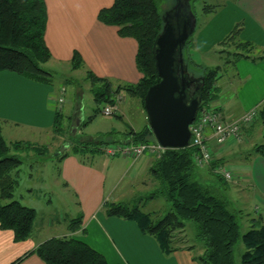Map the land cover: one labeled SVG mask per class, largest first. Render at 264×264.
Returning <instances> with one entry per match:
<instances>
[{
	"label": "trees",
	"instance_id": "obj_1",
	"mask_svg": "<svg viewBox=\"0 0 264 264\" xmlns=\"http://www.w3.org/2000/svg\"><path fill=\"white\" fill-rule=\"evenodd\" d=\"M160 1L113 0L110 6L99 9L97 19L100 22L117 26L120 36L136 40L135 62L142 77L137 83H119L113 88L107 79L88 70L87 78L91 85L89 91L97 104L113 103L117 94L125 92L137 97L144 109V96L148 88L160 80L153 57L155 41L163 26ZM217 7L205 5L203 10L212 13ZM190 9L193 13L192 4ZM46 23L44 0H0V71L15 72L26 79L52 85V73L43 66L52 57L44 37ZM241 29L242 24L236 23L217 43L214 51L222 60L221 66H202L191 61L189 54L183 52L187 66L191 68L192 64L193 69L201 72V83L196 92L199 108L207 106L218 96L216 81L221 77L222 68L234 66L241 59L253 63L264 59V48L241 39ZM190 37L186 47L191 42ZM82 66V58L74 51L72 69ZM96 109V113L100 112L99 107ZM258 115L259 121L263 123L264 137V101L258 106ZM55 128L62 133L61 127ZM114 134L117 133L99 135L95 142L76 141L71 152L95 154L100 153V147L107 144L155 140L148 125L140 130H128L122 139L114 138ZM11 148L14 153H10ZM29 150H35L38 154L44 152V149L29 141H14L9 145L2 135L0 121V229L11 230L14 242L31 236L37 216L34 207L24 205L14 198L22 163L18 153ZM250 153L264 157V142L254 144ZM193 154L194 148L190 145L178 149L167 148L159 158H153L149 167V174L156 181L153 191L143 199L140 198L138 203L105 201L104 214L134 221L143 234L155 238L165 256L180 249H193V245L180 246V239L175 238L177 232L185 230L186 222L192 221L196 229L195 239L200 245L199 255L193 256L198 264H264L263 215L249 217V228L241 232L242 210L233 211L224 198L196 180ZM66 155L64 152L59 160ZM212 163L216 164L215 161ZM216 177L223 179L217 174ZM157 198H163L168 203L167 211L159 218L153 212L142 209L148 201ZM82 217L80 212L69 219L67 230H79ZM238 238L244 247L239 263L233 259V245ZM31 254H36L44 264H110L100 252L71 235L51 236L9 264H19Z\"/></svg>",
	"mask_w": 264,
	"mask_h": 264
},
{
	"label": "crops",
	"instance_id": "obj_2",
	"mask_svg": "<svg viewBox=\"0 0 264 264\" xmlns=\"http://www.w3.org/2000/svg\"><path fill=\"white\" fill-rule=\"evenodd\" d=\"M44 1L47 9L44 37L52 55L46 63L49 69H51L50 65L53 67L58 64L68 65L72 69V56L74 51H77L83 60V66L78 69L86 72V78L87 71L90 70L96 76L107 79L113 88L119 83L133 84L139 81L142 74L138 71L135 62L136 40L132 37L120 36L117 26L106 25L97 19L99 9L110 6L113 0ZM228 5H231V11L229 14L225 13L224 17L218 21L219 32H216L217 35L214 38L206 40L201 36V32H198L195 39L187 44L188 58L191 61L208 67L221 66L222 63L218 62L222 60L214 49L238 22L242 24L240 38L264 48V0H231ZM193 30L188 32L189 36L194 34ZM180 33L182 32H177V34ZM187 39L185 45H181L183 47L177 48L178 59L181 48L186 47ZM200 57L201 59L197 60ZM209 57L212 58L210 65L203 60L208 61ZM183 62L180 66L182 71L178 75L192 79L190 77L193 75L190 73L194 72L193 68H189L184 59ZM220 72L221 77L216 81L218 96L209 103L210 107L220 110L227 118H235L262 104L264 59L254 63L241 59L234 66L222 68ZM191 85L188 88L189 98L196 97L198 91V87L191 90ZM63 89L65 90L64 87ZM63 89L54 84L48 85L26 79L15 72L0 71L2 131L5 126H11L13 139L17 141L35 143L42 138V135L50 134L65 140L55 128L61 127L59 120L64 110V99L61 103L58 99ZM122 93L126 94L120 92L118 95ZM81 108L82 105L77 104L74 110L73 134L83 135L80 128L84 117ZM122 115L123 112L120 110L118 117ZM251 130L252 127L244 129V138L251 133ZM111 132L114 130L87 134L79 141L95 142L99 135ZM69 142L71 145L70 150L66 151L67 155L61 160H59L60 155L54 154V157L57 156L59 160L58 176L64 188L70 190L75 196L78 213L81 212L83 217L79 230L68 231L58 236L75 237L82 234L80 240L101 252L110 264H198L193 260L195 256L193 249H180L165 256L155 238L143 234L134 221L104 214L103 203L121 201L120 191L116 192L119 185L126 181V183L137 181L145 171L149 174V167L154 157L144 155L133 161L120 156L108 157L101 152L77 154L71 152L76 142ZM234 145L229 143L214 147L213 161L220 164L227 158L234 157L231 153ZM240 159L237 163L238 173L255 190L254 198L259 210L256 214H262L264 219V157L248 152L244 158ZM208 169L209 167L198 168L197 175L201 177L202 174H210ZM45 225H51V223L48 222ZM33 239L30 236L26 240L14 242L11 230L0 229V264L11 263L25 252L36 248L47 238L37 241ZM19 264L44 263L36 254H31Z\"/></svg>",
	"mask_w": 264,
	"mask_h": 264
},
{
	"label": "rangeland",
	"instance_id": "obj_3",
	"mask_svg": "<svg viewBox=\"0 0 264 264\" xmlns=\"http://www.w3.org/2000/svg\"><path fill=\"white\" fill-rule=\"evenodd\" d=\"M230 1L231 0H181V2L186 3L187 12L191 20H193L194 34L191 35L190 41L195 39L198 32H201V36L206 40L214 38L217 35L216 32H219L217 28L218 21L224 17L225 13L229 14L231 11V5H228ZM190 4H192L193 15L190 12ZM176 5L177 0H161L159 8L162 13V18L168 20L169 15L173 13L172 7ZM205 5L211 6V8L216 7V5H218V7L214 12L206 13L203 10ZM228 8L230 9L228 10ZM215 16L216 18L212 20ZM187 48L188 46L186 49L184 48L185 51L182 49V53L184 52V54L187 55ZM199 59H201V57L197 58V60ZM203 60L210 65L212 58L209 57L208 61L207 59ZM218 63L220 64L222 62L219 61ZM43 66L49 69V66L46 64ZM190 67L193 68L192 64H190ZM50 68L49 70L52 73V84L56 87H60L61 90L63 87L65 88L61 95L64 99V110L59 120L62 128L60 136H63L65 140H62V138L57 135H42V138L38 139L35 143L38 147L44 149V153L38 154L35 150L19 152L18 155L21 156L22 163L19 167L18 182L14 190L15 199H18L24 205L34 207L37 211L33 231L31 233L34 241L66 234L68 232L66 228L68 220L78 214L79 209L75 196L70 190L64 188L62 180L58 176L59 160L57 156L70 150L71 143L69 141L76 142L87 134H97L109 130H114V132L117 131L114 137L122 139L126 134H124V132L130 129L140 130L145 125H148L146 112L142 109L140 100L137 97H131L122 93L120 96L123 100L119 103V111L121 110L123 115L121 117L117 115L105 116L101 113L105 104H97L94 101L89 91L91 86L90 81L86 78V72L84 70H72L68 65L59 64L53 67L50 65ZM193 71L194 72L190 73L193 75L190 78L195 81L191 83V90L198 87L201 83V72L196 68H194ZM194 84L196 87H194ZM77 104L82 105L81 112L84 117L80 128L83 135L72 133L74 129V110ZM98 107L100 108V112L96 113V108ZM249 127H252L251 133H248L241 143H236L231 149V153H233L234 157H229V159L227 158V160H224V163H220L231 171L232 178L230 180H226L223 177L222 180L218 179L216 174L210 169H208V171L210 170V174H202L201 177H199V175H197L198 168L195 167L194 169L195 178L200 184L208 188L214 194L224 198L233 211L242 210L241 232L249 228V217L259 212L256 207L257 201L254 198L255 190L251 188L249 183L243 179L244 177L238 173L239 168L237 165L238 161L241 160L240 158H244V155L250 152L254 144L264 142L262 134L263 123L257 119V121H254ZM11 128V126L7 125L2 131V135L9 145L17 141L13 139L14 135L11 133ZM17 137L15 138L17 139ZM10 153H14L12 148L10 149ZM54 154L57 156L54 157ZM126 182H122L116 192L120 191L119 194L122 195L120 200L129 204L140 202V198L143 199L146 194L153 191L156 185V181L146 171L137 181ZM142 209L146 212H153V214L159 218L167 211L168 203L163 198H157L148 201ZM48 222L51 223V225L46 226L45 224ZM195 233L196 229L194 223L188 221L186 222L185 230L177 232L175 238L180 239V246L186 247L193 245V253L196 256L200 253L198 249L200 245L195 239ZM81 237L82 234L75 236L77 239ZM243 251V244L241 239L238 238L233 245V259L235 262H240Z\"/></svg>",
	"mask_w": 264,
	"mask_h": 264
},
{
	"label": "water",
	"instance_id": "obj_4",
	"mask_svg": "<svg viewBox=\"0 0 264 264\" xmlns=\"http://www.w3.org/2000/svg\"><path fill=\"white\" fill-rule=\"evenodd\" d=\"M162 20L163 26L153 52L160 80L148 88L144 96V110L148 126L159 144L169 149L185 148L190 145L189 125L196 117L199 99L188 97V88L193 80L184 75L179 76L175 65L177 60L184 63L183 48L179 59L177 48L185 45L189 34L185 26L182 33L177 34L172 22L164 18Z\"/></svg>",
	"mask_w": 264,
	"mask_h": 264
},
{
	"label": "built area",
	"instance_id": "obj_5",
	"mask_svg": "<svg viewBox=\"0 0 264 264\" xmlns=\"http://www.w3.org/2000/svg\"><path fill=\"white\" fill-rule=\"evenodd\" d=\"M62 97L58 99L61 103ZM123 98L114 97L113 103H106L101 113L105 116L117 115L119 103ZM258 107L252 108L238 117L227 118L218 109L207 106L199 108L195 119L189 125L190 146L194 148L192 162L197 168L209 169L226 180L232 178L231 171L221 164H213V149L229 143H241L244 140V129L258 119ZM167 148L155 141L141 143H113L100 147V152L108 157H124L133 161L144 155L159 158Z\"/></svg>",
	"mask_w": 264,
	"mask_h": 264
},
{
	"label": "flooded vegetation",
	"instance_id": "obj_6",
	"mask_svg": "<svg viewBox=\"0 0 264 264\" xmlns=\"http://www.w3.org/2000/svg\"><path fill=\"white\" fill-rule=\"evenodd\" d=\"M172 10H173V13H171L168 20L172 22V24L175 26L176 31L182 32V27L185 26L186 31L189 32L193 27V20H191L187 12L186 3L181 2V0H177V5L172 7ZM180 66H181V63L177 60L176 70L178 74L181 73L182 71V68ZM194 87H196V85H194Z\"/></svg>",
	"mask_w": 264,
	"mask_h": 264
}]
</instances>
